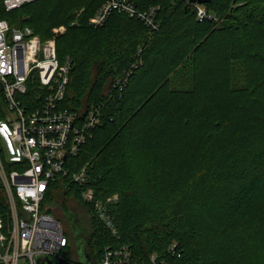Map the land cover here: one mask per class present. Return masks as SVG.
Listing matches in <instances>:
<instances>
[{
	"label": "trees",
	"instance_id": "obj_1",
	"mask_svg": "<svg viewBox=\"0 0 264 264\" xmlns=\"http://www.w3.org/2000/svg\"><path fill=\"white\" fill-rule=\"evenodd\" d=\"M133 1L160 8L158 31L117 12L91 27L104 0H39L9 13L0 1V19L43 41L66 27L55 37L61 64L70 60L61 107L103 114L66 161L71 172L88 168L87 186L52 184L45 203L75 197L90 217L93 264L108 245L144 264L152 254L167 264H264V0H211L202 21L189 0ZM2 108L0 93V118ZM85 188L119 196V240L82 200ZM72 252L68 264H82Z\"/></svg>",
	"mask_w": 264,
	"mask_h": 264
},
{
	"label": "built area",
	"instance_id": "obj_2",
	"mask_svg": "<svg viewBox=\"0 0 264 264\" xmlns=\"http://www.w3.org/2000/svg\"><path fill=\"white\" fill-rule=\"evenodd\" d=\"M0 1L9 13L39 0ZM194 6L200 21L208 16L204 5ZM159 9L142 11L133 0H104L88 23L93 28L102 27L117 12L140 20L155 32L160 29ZM138 65L135 61L132 68ZM69 71L70 60L61 64L55 40L43 41L30 27H12L0 19V136L6 143V150L0 148V264H37L40 258L68 264L70 235L45 201L52 184L66 191L72 185L87 186L88 168L71 172L66 161L79 154L103 120L101 107L94 106L85 115L61 107ZM130 71L117 80L115 88L127 81ZM81 198L119 240L112 214L119 196L99 200L92 188H85ZM175 249L173 244L168 251ZM149 262L167 264L158 254H152ZM100 264L144 263L134 259L128 246L108 245Z\"/></svg>",
	"mask_w": 264,
	"mask_h": 264
},
{
	"label": "rangeland",
	"instance_id": "obj_3",
	"mask_svg": "<svg viewBox=\"0 0 264 264\" xmlns=\"http://www.w3.org/2000/svg\"><path fill=\"white\" fill-rule=\"evenodd\" d=\"M182 1H184V0H182ZM73 24L74 23H72L71 25L73 26ZM65 29H66V27L63 25L54 28L52 31V33L54 34V37H53L54 39L53 38L52 39L55 40V37L57 35L58 36L62 35L65 32ZM48 40H50V39H48ZM0 148L3 150H6V143L1 136H0ZM160 171L168 172L167 169L159 170L158 172H160ZM162 176H163L164 181H166V175H163V173H162ZM168 176L170 178L172 176V173L168 172ZM158 178L162 181V177L160 174H158ZM62 195H63V193H62ZM47 203L52 208V214L55 216V218H57L62 223L67 234L70 235V238L72 236V244H71V246H69V250L66 252L67 258L70 259L73 257L72 250L75 251V253H76V248L74 246V240H73L75 237V231L72 228L71 222L67 219V216L69 214L76 215V217L79 221L78 223L80 224L79 229H80V233H81L80 237H81L82 242L87 240V238L91 232L89 218H88V216H86L84 214V211L80 207H78L77 202H76L73 195H65L63 197V199L61 197H57L55 200L49 199ZM76 257L79 259L78 254ZM261 264H263V263H261Z\"/></svg>",
	"mask_w": 264,
	"mask_h": 264
},
{
	"label": "water",
	"instance_id": "obj_4",
	"mask_svg": "<svg viewBox=\"0 0 264 264\" xmlns=\"http://www.w3.org/2000/svg\"><path fill=\"white\" fill-rule=\"evenodd\" d=\"M211 0H189V4L190 5H206L210 2ZM67 219L71 222L72 224V228L75 231V237H74V241H75V247H76V251L77 254L79 256L80 262L82 264H93L91 262L90 256L88 254V244H89V240H86L84 242L81 241V233H80V224L78 223V219L76 217V215L74 214H69L67 216ZM37 264H52V261L48 258H40L37 260Z\"/></svg>",
	"mask_w": 264,
	"mask_h": 264
},
{
	"label": "flooded vegetation",
	"instance_id": "obj_5",
	"mask_svg": "<svg viewBox=\"0 0 264 264\" xmlns=\"http://www.w3.org/2000/svg\"><path fill=\"white\" fill-rule=\"evenodd\" d=\"M88 218H89V222H90V217L88 216ZM90 228H91V226H90ZM90 237H91V232H90V234H89V236H88V238H87V240H89L90 241ZM74 240V239H73ZM74 246H75V241H74ZM76 248V247H75Z\"/></svg>",
	"mask_w": 264,
	"mask_h": 264
}]
</instances>
